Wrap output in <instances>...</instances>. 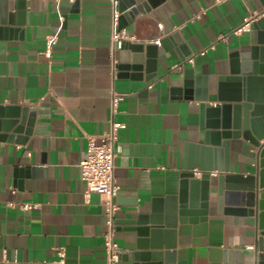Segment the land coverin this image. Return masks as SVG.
Returning <instances> with one entry per match:
<instances>
[{"label": "crops", "instance_id": "0c3cea01", "mask_svg": "<svg viewBox=\"0 0 264 264\" xmlns=\"http://www.w3.org/2000/svg\"><path fill=\"white\" fill-rule=\"evenodd\" d=\"M12 1L13 21L0 20V264H108L106 196L86 194L80 162L89 137L100 143L113 122L124 125L115 158V240L123 251L115 264H264L260 148L244 138L232 139L224 174L253 176L256 190L224 188L220 207L221 172L197 169L198 178L211 176L207 214L178 215L175 225L164 220L148 234L137 229L149 226L140 218L151 219L180 194L185 160L208 130L207 102L218 104L231 55L250 51L259 35L253 26L232 31L246 17L259 18L261 0H162L154 7L145 0L125 18L129 39L115 50L113 0H69L66 6L28 0L23 8ZM50 36L57 43L48 57ZM148 45L158 52L154 77L147 71ZM190 56L193 63L186 62ZM186 71L206 79L208 101L202 89L191 99L181 94ZM113 90L125 94L115 112ZM24 108V130L10 139L6 125L17 114L22 120ZM24 203L37 207L23 210Z\"/></svg>", "mask_w": 264, "mask_h": 264}, {"label": "water", "instance_id": "95a60500", "mask_svg": "<svg viewBox=\"0 0 264 264\" xmlns=\"http://www.w3.org/2000/svg\"><path fill=\"white\" fill-rule=\"evenodd\" d=\"M162 0H146L151 6H156ZM12 0H0L1 22H12L13 7ZM69 0H61L62 5H67ZM145 0H118L119 29L126 27L125 18L132 12H137L146 3ZM264 6V0H261ZM28 3V0H16L17 8H23ZM142 3V4H138ZM264 11V10H263ZM259 18L252 21L254 29L259 31L257 41L251 45L250 51L231 55V70L228 76L222 78L219 89V102L213 104L207 102L208 130L205 133L204 143L196 147L194 153L188 154L185 160L184 172L182 174L183 181L180 194L173 197L170 205H167L165 214L160 208L157 214L152 215L151 219L140 218L139 224H147L149 226L138 227L141 233L148 234L154 229L160 228L162 222L170 220L167 225H175L178 215H186L190 213L207 214L209 207V189H210V174H204L197 177V169L207 173L213 170H218L221 174L219 180V206L223 204L225 189H248L249 191L256 190V181L253 176L243 178L241 175L224 174L230 171V151L232 139L244 138L250 141L253 145L260 148V171L258 175V187L264 188V144L261 141L264 139V12L259 14ZM126 44V41H125ZM133 45V44H132ZM135 48H143V44H134ZM147 55V71L153 72L154 77L155 63L157 57V47L154 45L146 46ZM143 64H137V68H141ZM228 87H230L229 92ZM203 90V97L208 101L206 94V79L200 76L193 77L191 71H186L184 85L179 91L186 98L199 96L200 90ZM227 94V95H226ZM22 120H19V115L16 118L8 121L6 127L10 134V139H13L14 134L21 133L24 130L25 113L27 108L23 110ZM31 132L30 127L27 129L26 135ZM27 136H18V141H26ZM198 170V171H199ZM238 182V184H236ZM188 184V185H187ZM228 195V193H227ZM249 205L253 206V194H249ZM260 213L259 229L260 247L264 251V191L260 194L258 201ZM236 213H253L252 210L246 208H231L226 209ZM170 223V224H169ZM154 225V226H150ZM160 255V254H158ZM156 255V256H158ZM160 258V256H158ZM261 259L264 260V253L261 254Z\"/></svg>", "mask_w": 264, "mask_h": 264}, {"label": "built area", "instance_id": "2783aa9c", "mask_svg": "<svg viewBox=\"0 0 264 264\" xmlns=\"http://www.w3.org/2000/svg\"><path fill=\"white\" fill-rule=\"evenodd\" d=\"M58 1V0H57ZM115 5L118 0H113ZM264 12V11H263ZM262 12V14H263ZM119 12L117 9L114 10L113 16V31H112V48L113 50L122 48L129 36L126 34L124 29H119ZM254 16L245 18L244 23L238 28L234 29L232 33L241 34L245 31H250ZM228 35L221 36V40H227ZM57 43L56 36H50L47 40V47L45 55L50 57L52 53V47ZM154 44H159L160 40L156 39L153 41ZM214 44L210 45L209 48L213 49ZM202 50L201 54H206L208 49ZM186 62L193 63L194 57L190 56L186 59ZM116 64L114 59V65ZM182 64H177L176 67H180ZM153 83L149 84V87ZM125 94L120 93L116 90L112 92V110L117 111L118 105L124 100ZM124 127L123 124L113 122L110 129L106 131L102 136V141L97 143L95 137H89L87 156L80 162L81 177L87 184L86 194L91 192H97L106 196L105 202V216L107 231L105 234V248L107 251L108 264H115L123 249L120 247L118 242L115 240V233L117 230V219L116 214L119 210L117 203V194L119 187L115 182V158L118 154V131ZM10 206H15L14 202L9 203ZM37 205L30 203H24L20 205L23 210H29ZM60 256V262H64L65 251L63 249L58 252Z\"/></svg>", "mask_w": 264, "mask_h": 264}]
</instances>
